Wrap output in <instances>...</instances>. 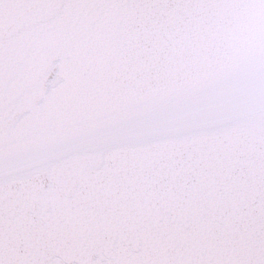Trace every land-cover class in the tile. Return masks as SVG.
<instances>
[{"label":"water","instance_id":"1","mask_svg":"<svg viewBox=\"0 0 264 264\" xmlns=\"http://www.w3.org/2000/svg\"><path fill=\"white\" fill-rule=\"evenodd\" d=\"M0 264H264V0H0Z\"/></svg>","mask_w":264,"mask_h":264}]
</instances>
